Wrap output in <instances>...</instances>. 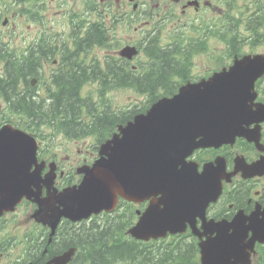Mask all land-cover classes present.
Listing matches in <instances>:
<instances>
[{
	"label": "flooded vegetation",
	"instance_id": "flooded-vegetation-1",
	"mask_svg": "<svg viewBox=\"0 0 264 264\" xmlns=\"http://www.w3.org/2000/svg\"><path fill=\"white\" fill-rule=\"evenodd\" d=\"M115 1L117 10H114ZM220 1L230 7L233 0ZM241 1L242 33L256 37L264 29V0ZM198 2L208 4L209 0H0V72L3 75L0 87L7 80L14 87L18 82L28 83L31 76L30 86L40 98L41 91L48 97L52 86L68 90L82 85L87 79V47L91 41L90 50L98 47L94 62L101 63L97 59L104 52L107 56L116 53L112 46L102 50L96 43L103 31L107 40L112 38L114 15L120 12L140 23L130 41H135L136 31L140 38L150 40L158 29ZM156 10L162 13L156 14ZM226 23L229 28L231 22ZM212 29L215 30V25ZM207 31V36H213L219 30L210 31L208 27ZM249 41L252 39L246 38L244 44ZM89 70L94 71L91 67ZM1 88L0 95L5 96ZM23 100L26 102L24 97H19V101ZM75 178L71 173L67 176L68 182ZM233 192L237 210L250 213L260 208L264 211V178L246 182L242 191Z\"/></svg>",
	"mask_w": 264,
	"mask_h": 264
},
{
	"label": "water",
	"instance_id": "water-1",
	"mask_svg": "<svg viewBox=\"0 0 264 264\" xmlns=\"http://www.w3.org/2000/svg\"><path fill=\"white\" fill-rule=\"evenodd\" d=\"M246 65L247 63H244L240 67L243 68V66H246ZM241 68L235 70L231 75H226L220 78L214 84H212L211 87L216 86V87H219L220 89L219 92L217 91L218 89H215V91L213 92L215 93V97H217V99H221V97L227 94L226 99L223 101H220V102L214 101V99L208 95L210 94L209 89L204 91L205 95L204 94L202 95L203 91H200L197 89L193 90L191 93H189V95L186 94V96L188 95L189 98L201 99L200 101H196L193 103L196 108L202 109L203 106L205 108H210L212 115L210 113L211 117L210 116L206 117V122H212L214 119H217L220 117L224 118L225 123L228 125L227 126L223 124L221 126L222 131L220 132H222L224 137H229L230 127L232 129L233 134L236 132V129H237L236 125L237 124L240 125L242 123L245 117V114L247 113L245 103L241 106V102H238L240 106L236 108L235 110H232V111L227 110V103L229 102L230 97H231L230 92H233L235 94L238 93L237 92L238 90L234 87V85L239 83V81L246 74V71L242 70ZM237 100H239L238 96L234 98V101H237ZM179 101L180 100H176V102L174 103H161L160 105L156 107L157 110L154 112V117H152L149 121H153L154 119L163 118L162 116H165V115L172 116V117L176 116L179 113V110H177V106H176V104H178ZM188 110L190 112H194L192 108H188ZM172 117H169L168 121L170 122L171 125H174L175 120H173ZM149 121H146V122H149ZM172 129H173L172 135L175 138H180L181 136L180 134H178L179 128L173 127ZM131 135H135V134L132 133ZM120 154H123V153L120 152ZM173 157H174L173 151L163 156L167 166L171 165V163L173 162ZM158 169H159V164H158ZM107 179L110 181L114 180L113 177H108ZM221 228H217L219 237L216 242V244H218V247L215 250V255L217 254L216 259L219 261L225 259L228 256H231L230 255L231 253L228 249L230 248V246H236L237 244H239L240 237H241L240 233H236L233 238H228L227 234H225L226 228H224V230H221Z\"/></svg>",
	"mask_w": 264,
	"mask_h": 264
},
{
	"label": "trees",
	"instance_id": "trees-1",
	"mask_svg": "<svg viewBox=\"0 0 264 264\" xmlns=\"http://www.w3.org/2000/svg\"><path fill=\"white\" fill-rule=\"evenodd\" d=\"M169 67H173L171 65H169ZM170 71L167 72V74H169ZM67 101H65V103L62 104V106H59L61 109V111H65L66 113H74L75 111V106L71 105L73 104L72 102L75 101L76 97L75 95H69L66 97ZM49 110V109H48ZM42 111L47 112V110L42 109ZM55 112V111H54ZM108 251L105 252H99V255L97 256V260L95 263L97 264H114L111 263L114 259H127L129 258L128 252L126 251V249H122L119 252H116V250L113 248L110 249H106ZM138 258H142V257H138ZM94 264V261H93ZM137 264V262H136ZM148 264H152V263H148Z\"/></svg>",
	"mask_w": 264,
	"mask_h": 264
},
{
	"label": "bare ground",
	"instance_id": "bare-ground-1",
	"mask_svg": "<svg viewBox=\"0 0 264 264\" xmlns=\"http://www.w3.org/2000/svg\"><path fill=\"white\" fill-rule=\"evenodd\" d=\"M24 157L27 158L28 154L25 152L23 153ZM26 160H22L17 158L16 156L12 155L9 160L0 157V166H4L8 169V171L12 173H21L24 169V165Z\"/></svg>",
	"mask_w": 264,
	"mask_h": 264
},
{
	"label": "rangeland",
	"instance_id": "rangeland-1",
	"mask_svg": "<svg viewBox=\"0 0 264 264\" xmlns=\"http://www.w3.org/2000/svg\"><path fill=\"white\" fill-rule=\"evenodd\" d=\"M125 96V92H122L121 93V98H123ZM28 213H21L19 216H18V218L20 219V223L21 222H23V220H24V218H25V216L27 215Z\"/></svg>",
	"mask_w": 264,
	"mask_h": 264
}]
</instances>
